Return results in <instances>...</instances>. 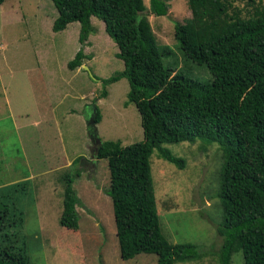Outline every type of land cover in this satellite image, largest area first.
I'll list each match as a JSON object with an SVG mask.
<instances>
[{
    "label": "rangeland",
    "instance_id": "rangeland-1",
    "mask_svg": "<svg viewBox=\"0 0 264 264\" xmlns=\"http://www.w3.org/2000/svg\"><path fill=\"white\" fill-rule=\"evenodd\" d=\"M142 1L147 8L148 0ZM162 1L167 4L166 14L147 13L146 18L158 46L169 51L163 65L209 84L212 76L207 68L184 57L173 38V21L190 16L186 0ZM258 5H264V0H233L228 12L246 17ZM55 16L50 0L0 3V187L23 182L16 191H8L7 234L2 238L0 231V243L23 247L29 264H154L152 253L119 257L106 193V160L92 157L96 143L90 142L86 132L85 119L96 98L100 140L127 145L142 139L134 105H124L126 80L103 87L97 79L122 69V61L115 56L117 47L102 22L91 16L92 31L82 46L87 56L82 64L89 72L82 67L69 70L66 62L80 48L79 25L71 22L54 32ZM102 88L107 93L103 97ZM162 146L182 158L184 166L176 167L156 150L149 156L160 231L170 243L208 248L197 260L174 264H217L218 145L195 139ZM78 156L92 160L81 166L80 159L73 161ZM66 174L80 203L75 206V228L58 223ZM19 212L22 220L17 225ZM230 263L243 264L240 251L231 254Z\"/></svg>",
    "mask_w": 264,
    "mask_h": 264
},
{
    "label": "trees",
    "instance_id": "trees-1",
    "mask_svg": "<svg viewBox=\"0 0 264 264\" xmlns=\"http://www.w3.org/2000/svg\"><path fill=\"white\" fill-rule=\"evenodd\" d=\"M232 1L186 0L190 16L182 22L173 21V38L183 56L203 64L212 76L210 83L204 84L162 63L169 51L156 43L146 14L165 15L164 1L148 0L146 8L142 0H50L56 11L52 31L71 22L79 25L80 48L66 67L73 70L87 58L82 46L92 31L90 17H95L122 61L121 70L97 79L105 87L124 78L128 85L124 105L132 103L139 116L140 141L121 145L116 140H100L92 156L106 160V193L121 259L152 253L156 264H174L207 253L206 247L170 243L163 237L149 166V156L156 150L160 157L183 168L184 160L162 144L200 139L215 142L221 155L217 264H231V254L236 251L241 252L243 264H264V5L241 17L229 14ZM106 94L102 88L100 96ZM94 120H100L97 108ZM90 160L81 158V166ZM78 176L76 172L74 177ZM63 178L58 223L75 228V206L80 203L72 178L67 174ZM22 183L0 187L2 238L7 234L8 191H16ZM20 213L17 225L22 220ZM21 248L0 243V264H29Z\"/></svg>",
    "mask_w": 264,
    "mask_h": 264
},
{
    "label": "water",
    "instance_id": "water-1",
    "mask_svg": "<svg viewBox=\"0 0 264 264\" xmlns=\"http://www.w3.org/2000/svg\"><path fill=\"white\" fill-rule=\"evenodd\" d=\"M80 67L84 68L89 72L87 67L85 65H81ZM90 76L93 78V76L90 74ZM96 98L93 100V102L89 106V114L85 119V125H86V132L87 136L92 144L96 143L95 151L97 150V147L100 145V139L98 137L97 133V127L94 120L95 114H96Z\"/></svg>",
    "mask_w": 264,
    "mask_h": 264
},
{
    "label": "crops",
    "instance_id": "crops-1",
    "mask_svg": "<svg viewBox=\"0 0 264 264\" xmlns=\"http://www.w3.org/2000/svg\"><path fill=\"white\" fill-rule=\"evenodd\" d=\"M159 222V221H158ZM160 227V226H159ZM162 234V233H161ZM154 264H156V257H155V259H154Z\"/></svg>",
    "mask_w": 264,
    "mask_h": 264
}]
</instances>
